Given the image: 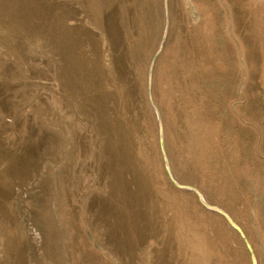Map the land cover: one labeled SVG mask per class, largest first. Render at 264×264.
<instances>
[{"label":"rangeland","instance_id":"374dc122","mask_svg":"<svg viewBox=\"0 0 264 264\" xmlns=\"http://www.w3.org/2000/svg\"><path fill=\"white\" fill-rule=\"evenodd\" d=\"M0 46V264H264V0H0Z\"/></svg>","mask_w":264,"mask_h":264},{"label":"bare ground","instance_id":"6f19581e","mask_svg":"<svg viewBox=\"0 0 264 264\" xmlns=\"http://www.w3.org/2000/svg\"><path fill=\"white\" fill-rule=\"evenodd\" d=\"M251 9V8H250ZM254 15V14H253ZM173 16V15H172ZM2 37V36H1ZM36 41V40H35ZM39 41V40H38ZM129 43V42H128ZM260 44V43H259ZM40 44L38 43V46H39ZM37 46V45H36ZM0 48H2L1 46H0ZM164 49V48H163ZM5 51H7V50H5ZM2 53H3V51H2ZM7 53H8V51H7ZM10 53V52H9ZM12 53V52H11ZM212 53V52H211ZM5 54V53H4ZM213 54V53H212ZM5 56H7V55H5ZM15 56V55H14ZM13 55L11 56V57H14ZM146 56V55H145ZM16 57V56H15ZM159 57H160V55H159ZM7 58H9V57H7ZM144 59V58H143ZM13 61H14V59H13ZM17 61H19L18 59H17ZM15 62V61H14ZM19 62H21V61H19ZM22 63V62H21ZM217 63V62H216ZM220 65V64H219ZM226 67H228V65L226 66ZM17 68V67H16ZM214 69V68H213ZM227 71V70H226ZM22 72V71H21ZM141 74V73H140ZM182 104V103H181ZM163 118V117H162ZM262 124V123H261ZM221 126V125H220ZM257 128V127H256ZM221 130V129H220ZM166 133V132H165ZM172 135H174V134H172ZM178 135V134H177ZM183 137V136H182ZM240 137V136H239ZM182 144V143H181ZM171 146V145H170ZM154 148V147H153ZM138 150V149H137ZM139 151V150H138ZM183 155H184V153H183ZM184 158V157H183ZM156 159V158H155ZM195 159V158H194ZM145 160V159H144ZM181 162V161H180ZM175 164H176V162H175ZM186 166V165H185ZM190 167V166H189ZM181 168V167H180ZM159 169V168H158ZM178 171V170H177ZM198 172V171H197ZM187 173V172H186ZM190 173V172H189ZM184 174V173H183ZM159 175V174H158ZM154 177V176H153ZM161 177V176H160ZM185 177V176H184ZM159 178V177H158ZM155 179V178H154ZM156 180V179H155ZM163 180V179H162ZM187 181V180H186ZM160 183V182H159ZM158 183V184H159ZM217 183V182H216ZM221 184V183H220ZM219 184V185H220ZM157 185V184H156ZM239 185H241V184H239ZM159 187V186H158ZM217 187V186H216ZM221 187V186H220ZM214 188V187H213ZM215 189V188H214ZM239 189H241V188H239ZM169 190V189H168ZM224 190V189H223ZM201 191V190H200ZM173 192V191H172ZM225 192V191H224ZM243 193V192H242ZM166 194V193H165ZM169 194V193H168ZM175 194V193H174ZM186 194V193H185ZM247 195V194H246ZM177 196V195H176ZM175 196V197H176ZM200 196V195H199ZM221 197V196H220ZM178 198V197H177ZM176 198V199H177ZM202 198V197H201ZM238 198H239V195H238ZM203 200V199H202ZM217 202V201H216ZM175 204V203H174ZM178 204V203H177ZM236 204V203H235ZM171 205V204H170ZM169 209V208H168ZM172 209V208H171ZM165 210V209H164ZM179 211V210H178ZM208 211V210H207ZM216 211V210H215ZM219 211V210H218ZM222 211V210H221ZM234 211V210H233ZM181 212V211H180ZM242 212V211H241ZM219 213V212H218ZM237 213V212H236ZM181 214H182V212H181ZM222 214H223V211H222ZM225 216L228 218V221H229V223H230V225H231V228H233V231H234V233L236 234L239 230H236L237 229V227H236V229L234 228V225L236 224V225H238L237 223H236V221L234 220V219H232L229 215H227V214H225ZM235 216V215H234ZM173 217V216H172ZM226 221V220H225ZM228 221H226V222H228ZM174 222V221H173ZM172 223V222H171ZM221 225V224H220ZM219 225V226H220ZM227 225V224H226ZM229 225V224H228ZM228 227V226H227ZM238 227H239V225H238ZM229 228V230L231 231L232 229H230V227H228ZM240 228V227H239ZM228 230V231H229ZM221 231V230H220ZM232 231V232H233ZM241 232H243L242 230H241V228H240V233L238 232V234H241ZM178 235V234H177ZM232 235V234H231ZM239 236V235H238ZM179 237V236H178ZM213 237V236H212ZM230 237V236H229ZM237 237V236H236ZM231 239H233L232 238V236L230 237ZM239 238V237H238ZM237 238V239H238ZM246 238V237H245ZM180 239V238H179ZM3 240V239H2ZM241 241V240H240ZM240 241H238V242H240ZM184 242V241H183ZM242 242H243V245H244V247H245V249H250V252L248 253V254H253V250H252V246H251V241L249 242V240H242ZM242 244V243H241ZM208 245V244H207ZM229 248V247H228ZM237 248V247H236ZM181 252V251H180ZM225 258V257H224ZM257 259L254 257V254L252 255V256H248V264H257V261H256ZM227 263V262H226ZM238 264V263H237Z\"/></svg>","mask_w":264,"mask_h":264}]
</instances>
